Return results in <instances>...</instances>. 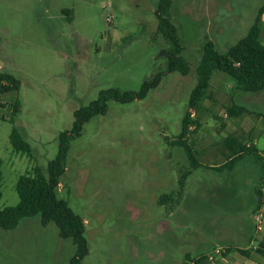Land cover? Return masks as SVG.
<instances>
[{
    "label": "rangeland",
    "instance_id": "1",
    "mask_svg": "<svg viewBox=\"0 0 264 264\" xmlns=\"http://www.w3.org/2000/svg\"><path fill=\"white\" fill-rule=\"evenodd\" d=\"M158 2L0 0V72L21 83L18 92L0 95V210L19 204L20 176L35 167L47 171L58 153V136L72 129L76 110L107 89L139 92L145 81L165 71L172 47L158 31ZM263 5L264 0H219L217 10L210 5L200 9L199 0H173L171 20L190 74L165 75L143 100L110 101L107 113L89 121L71 142L57 195L86 224L89 253L82 264H186V254L195 253L200 238L215 243L221 228L233 225L234 220L221 216L244 212L254 199L251 189L258 181L264 187L261 166L252 157L231 170L209 168L227 152L221 139L224 122L238 125L237 118L254 121L253 131L240 137L264 156V91L237 90L230 76L215 73L210 88L215 93L208 92L210 102L205 99L201 106L206 110L212 104L221 118L197 112L202 122L197 135L203 133L204 147L211 148L196 147L198 129L188 137L189 145L202 152V167L183 178L191 170L190 159L185 148L174 144L190 110L206 42L213 40L218 52L226 53L247 35ZM219 15L223 28L213 20ZM261 40L264 44V33ZM233 103L249 113L230 117ZM13 128L30 144L33 157L14 151ZM226 179L244 192L216 198L215 183ZM181 181L185 194L179 206ZM172 194L173 202H161ZM75 252L73 241L61 238L55 224L42 226L41 217L26 218L14 230L0 228V264H69Z\"/></svg>",
    "mask_w": 264,
    "mask_h": 264
},
{
    "label": "trees",
    "instance_id": "2",
    "mask_svg": "<svg viewBox=\"0 0 264 264\" xmlns=\"http://www.w3.org/2000/svg\"><path fill=\"white\" fill-rule=\"evenodd\" d=\"M173 0H159L155 15L158 20V31L170 43L171 52L168 56V63L165 71L156 74L145 81L139 92L122 91L111 88L101 91L99 98L86 107L74 112V123L71 130L61 132L58 136V153L49 162L47 171L35 167L32 173L24 174L18 178L16 191L19 196V204L15 207H7L0 210V228L14 230L20 222L26 218L41 217L42 226L46 227L55 224L59 236L63 239H71L76 247L74 256L69 264H82L89 253L88 241L86 239V224L84 220L72 210L69 202L57 195V189L67 168L68 153L71 142L82 136L84 126L94 117L105 115L108 111V103L115 101L121 104L131 103L136 100L145 99L151 90L156 89L163 77L167 74L180 73L187 76L191 72V66L183 56V47L180 43L177 28L171 20ZM68 13V12H67ZM69 14V13H68ZM264 16V6L257 13L254 23L251 25L247 35L237 44L232 46L226 53L218 52L213 41L208 40L204 47L203 56L197 68V84L189 99V108L200 112L201 103L208 97L211 87V80L215 73L222 72L230 76L236 85L237 90L248 93H259L264 91V44L261 36L264 33V26L261 24ZM69 20L71 18L69 17ZM20 81L9 73L0 72V95L18 92ZM20 105H14V113H19ZM230 117H239L249 113L245 106L233 103L228 109ZM195 124L200 127L198 119L192 121L190 114L186 113L182 122V131L175 145L185 148L190 159L191 170L183 178L192 174V170L202 167L198 153L192 145H189L187 136L190 134L189 126ZM10 143L14 151L33 157L30 144L24 139L16 128H13L10 135ZM228 151V161L222 166L215 168L216 171L233 169L237 163L247 157L256 160L262 169L264 178V157L260 154L255 145H246L242 139L236 136H229L223 141ZM3 160L0 158V202L3 197ZM185 187V181H181V191ZM179 194V195H180ZM174 200V196H163L161 202ZM259 252L264 254V245L259 246ZM246 255L245 251H240ZM204 258L197 259V264H203Z\"/></svg>",
    "mask_w": 264,
    "mask_h": 264
},
{
    "label": "crops",
    "instance_id": "3",
    "mask_svg": "<svg viewBox=\"0 0 264 264\" xmlns=\"http://www.w3.org/2000/svg\"><path fill=\"white\" fill-rule=\"evenodd\" d=\"M199 2L201 3L200 9L203 6L207 7V5H210L212 9L219 10V8H220L219 7V0H199ZM263 6H261V7H263ZM202 20H206L205 17H203ZM213 20H215L218 23V25L221 26V28H223L222 27L223 24L221 23L220 15L217 17H214ZM263 20H264V16L262 17L261 24H262ZM221 31H222V29L220 30V32ZM213 90L214 89L209 90V92H211ZM213 92L215 93V90ZM6 94H8V93H6ZM206 100L210 102V96L209 95L206 98ZM250 101H254V100L249 99L247 102H250ZM211 105L207 104V106H208L207 109L210 108L209 110H213L211 107H209ZM220 106L217 105V107H219V108H220ZM207 109L205 110L204 108H202L200 110L202 112V116H204L203 113L205 110L207 113L212 112L213 113L212 117L214 115L215 116L217 115L219 118H221V114L216 112V108L213 111H207ZM199 115H201V113ZM237 119L239 120L238 125H237V123H235L236 121H234V120L228 121V123L224 122V127H225L226 133L221 134V139L225 140L227 137L233 136V135L241 139L240 136H242L245 133H251L253 131L254 121H252L251 118L244 117V118H237ZM200 124H201L200 126H202L201 121H200ZM200 129H201V127H199V129L195 132L196 135L194 136V141L197 143L196 147L199 148V145H200L202 147V151H207L206 149H210L211 147L210 146L207 148L204 147L205 135L203 133L201 134V136H199L200 134L197 135L198 132L200 131ZM188 137H190V135L187 136V139H189ZM244 143L248 146L255 145L251 142V140H250V142L248 141V142H244ZM214 146L215 145L213 144L212 147H214ZM196 152L198 153V158H199V161L201 163L202 152L199 153L198 150H196ZM213 152H214V150L212 149L210 154ZM221 156H218L219 158H221L220 164L209 166L210 169L214 170L215 168L222 167L228 161V151L227 152L223 151ZM218 157H214L213 160L216 161L218 159ZM192 173H193V171H192ZM215 184H216V187H213L212 191H213L214 196L216 198L222 197V196L225 197L227 195L233 196V198H234V197H237L241 193L244 192V190L242 188H240L238 190V188L235 184V181H230L229 179H226L225 181H222L220 183L217 182ZM251 190H252V193L254 194V199L250 202V204L249 203L246 204L247 208L244 210V212H242L241 214H234V215L228 214L227 216H221L220 217L221 219L219 218V220H226L227 218H231L232 220H234V221H232L233 225L230 224L231 222H226L228 225L230 224L231 227L230 226L229 227L228 226L222 227L221 233L216 238L215 243L210 242V241H205L204 239L200 238L194 247L195 253H189L188 252L186 254V256H185L186 264L191 263L190 261H195L199 258H204L203 264H211L206 259V256L212 249L218 248V247L222 248L225 251V253H224L223 257L218 259L215 264H231L230 260L232 262H235V264H261V263H264V254H261L258 250L259 246L261 244L264 245V230L262 232H257L255 221H254V215L259 209H261L263 211V215H264V204L262 205L261 200H260V193H259L260 184H259V181L256 183V185ZM184 194H185V187L182 191V195L180 198L181 201L178 204L179 206H181V203L184 199ZM172 196H174V195L172 194ZM171 201L173 202L174 200H171ZM173 213H174V211H173ZM255 240H257V241L259 240L258 245L254 244ZM240 251H245L246 255ZM238 260L240 262H237Z\"/></svg>",
    "mask_w": 264,
    "mask_h": 264
},
{
    "label": "built area",
    "instance_id": "4",
    "mask_svg": "<svg viewBox=\"0 0 264 264\" xmlns=\"http://www.w3.org/2000/svg\"><path fill=\"white\" fill-rule=\"evenodd\" d=\"M189 114H190V118L192 121H196L197 120V112L194 109H190L189 110ZM197 129V126L193 123L189 126V130L194 131ZM260 193V200H261V204H264V187H262L259 191ZM264 215H263V211L261 209H259L255 215H254V221H255V225H256V230L257 232H262L264 230ZM225 251L222 248H214L212 249L206 256V259L208 260V262H210L211 264H215L217 262L218 259H220L221 257H223ZM192 264H197V263H192Z\"/></svg>",
    "mask_w": 264,
    "mask_h": 264
}]
</instances>
